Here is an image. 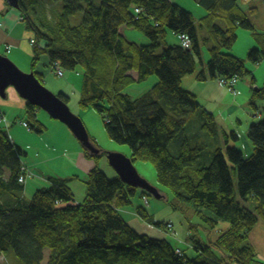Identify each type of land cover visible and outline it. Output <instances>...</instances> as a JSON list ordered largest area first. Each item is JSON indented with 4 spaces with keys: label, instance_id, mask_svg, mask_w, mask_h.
Returning a JSON list of instances; mask_svg holds the SVG:
<instances>
[{
    "label": "trees",
    "instance_id": "obj_1",
    "mask_svg": "<svg viewBox=\"0 0 264 264\" xmlns=\"http://www.w3.org/2000/svg\"><path fill=\"white\" fill-rule=\"evenodd\" d=\"M61 1V12L53 20L41 16L38 25L29 18L23 2H18V11L36 41L44 42L35 46L34 61L42 52L50 66L58 62L66 72L81 75L79 106L91 107L102 118L109 138L130 148V162L150 163L157 182L176 199L224 219L228 229L211 246L192 245L197 253L194 258L177 253L167 239L137 233L118 212L134 204L135 215L147 219L139 205V200L148 197L146 192L127 186L117 176L109 179L97 166L87 174L86 196L80 204L74 203L67 180L61 178L49 179L48 187L24 198V185L18 182L24 153L0 129V256L12 255L16 264H42L45 254L46 264H264L249 241L258 221L264 222V116L258 120L259 114L255 115L248 142L242 137L246 149L231 147L238 136L220 133L213 116L181 86L184 77L195 74L199 82L224 80L225 84L219 83L237 94L239 81L248 77L253 81L246 61L257 64L264 52L253 48L246 61L228 52L236 42L237 28L251 30L244 15L237 8H224L223 4L232 6L227 0L209 8L201 24L208 29L203 39L208 60L205 69L196 72L201 45L193 16L169 0H100L98 6L89 0ZM37 2L28 0L31 12ZM78 12H83V20L72 27L69 19ZM121 27L142 34L149 44L129 41L120 35ZM167 31L188 36L190 48L166 45ZM253 97H264V89ZM35 111L26 105L31 130L41 134L44 127ZM191 119L197 132L188 135L185 129ZM211 139L216 146L223 144L225 152L217 148L209 165H199ZM82 149L86 157L98 160L100 151L93 155ZM248 196L256 201L252 211L241 205ZM199 216L210 226L216 224L212 218ZM151 225L162 235L173 228L164 222Z\"/></svg>",
    "mask_w": 264,
    "mask_h": 264
},
{
    "label": "crops",
    "instance_id": "obj_2",
    "mask_svg": "<svg viewBox=\"0 0 264 264\" xmlns=\"http://www.w3.org/2000/svg\"><path fill=\"white\" fill-rule=\"evenodd\" d=\"M169 1L173 4L178 5L182 9L187 10L193 16L194 23L196 26L198 41L201 45V49L199 51L200 56H199V58H196V62H197L196 72L202 71L205 69V64L208 60V51H207L208 45H205V43L203 42V39L208 36V34H207L208 29L206 26L201 27L202 19L206 18L209 15V8L210 7H212V6L218 7V6L222 5L226 0H205V1L204 0H169ZM227 1H229L232 6H230L228 4H223V7L225 8L228 6L227 8H237L239 10V12L242 15H244V17L246 18V20L248 21V23L251 26V30L250 29H244V28H237V30H236V35H237L236 42L228 52H230L236 58L244 60V61H246L247 54L253 48L258 49L260 52H264V0H227ZM37 4H38V2H37ZM218 10H219V12L225 13V11L223 9H218ZM216 21L218 22V20H216ZM27 23H28V21H26V19L22 16V14L19 11L12 9L7 4L6 0H0V56L7 58L15 67L17 66L20 69L27 68V70L32 71V69H34V67H36V64L38 62V61H34V59H35L34 48L36 45L39 48L40 45L37 42L38 40L36 41L35 34L34 35L32 34L33 30L28 28ZM220 25L222 26L221 23H220ZM119 33H120V35H122L126 39H128L129 41L135 42L138 45L142 44L141 38H139L137 36V34H135L136 31H134L131 28L121 27L119 29ZM171 41H173V43H172L173 45H178L179 44L178 36L175 35L174 33H172ZM46 57H47V55H46ZM47 61H48L49 69L51 70L50 60L48 59V57H47ZM248 63L249 64L247 65V69H248V71H250V73L253 77V81L250 80V77L245 78L242 81H239L235 86V91L237 92V94L235 96H232L229 93V91L218 82V80H206L204 82H199L196 80L195 74L188 75V76L184 77V79L182 80V85H181L185 91H189L190 93L195 95L198 102L200 103V105L206 111H208V113H210L213 116L214 121L216 123V126L218 128V131L220 133H226V134L231 133V132L235 133L238 136V140H239L240 136H239V133L237 131H239L244 137L245 136L247 137V134L249 131V127H247V126L248 125L250 126L254 121H256L254 119V117H256V116L254 115L251 119H248V116L246 114L243 116V118H244L243 120L247 121L246 122L247 125L245 127L247 131H245L243 126L240 127L238 130L237 128H232L230 125H228L230 118L231 117H233L234 119L240 118L238 116L237 112L241 109L243 112L247 113L248 112L247 111L248 106H251V108L255 112L258 111V114H259L260 108L262 106H264V97H261V98H258V97L254 98L253 97L254 92H257L258 89H264V57L257 64H252L250 62H248ZM59 66H60V64H59ZM62 71H63V77H64L66 71L64 69H62ZM21 73H23V72H21ZM51 73H52V71H51ZM23 74H25V73H23ZM26 74L27 75H30V74L34 75L35 79L42 86H43V82H44L43 80L44 79L47 80L51 75L49 73L47 75H43L42 73H33V72L26 73ZM66 74H67L66 85H65L66 89H60L61 91L58 95H61L64 99H66V101L68 103L70 99L67 95V92L71 91V89L74 92L79 91V97H80L82 76L81 75L79 76L78 73H74V72H69V74H68V72H66ZM130 75L133 78H136V74L134 72H130ZM63 77H61V78H63ZM57 78H60V77H57ZM48 86H49L48 88L51 89L50 85H48ZM9 87H11V86H9ZM7 89L5 90L6 97L4 99L0 97V122H1L0 123V129L7 134L9 140L11 141V143L13 145L19 147L22 150V152L24 153V157L28 158L30 155V151L35 150V148H37V147H33L32 142L26 143V141L28 139L25 137H22V135H21L22 133L24 134V132L27 131L24 128L23 123H26L29 126V122H28V118H27V114H26V105L29 103L27 101H25L24 99L20 98V96L17 94V92L15 91L14 88H13V91H11V92L7 91ZM53 89L54 88H52L51 90H53ZM75 89H77V90L75 91ZM58 95L57 96L54 95V96L59 98L67 106L66 102H64ZM29 105L32 106L31 104H29ZM32 107L36 108L35 115L37 118V115H38L37 110H41V109L36 107V106H32ZM43 112L46 113L45 111H43ZM226 112L228 113V115L226 114ZM42 118H43V116H40L41 120H42ZM76 118H78V117H76ZM51 119H53V118H51ZM237 122L240 123L241 121H239V119H237ZM51 128H52V134L51 135L55 139L54 142H57V143L68 142L70 145L72 144L71 143V141H72L71 137L72 136L70 135L71 132L64 124H62V123L61 124H54ZM30 131H31V128L29 126V131H27V132H30ZM90 144H91V142H90ZM230 145L237 147L238 144H236L234 142H230ZM240 146H241L240 148H242V147H244L245 149L247 148V144L245 142H243V144H240ZM84 149H86V148H84ZM51 150H52V156L48 157L47 159H48V161H50L52 163L56 162V158H55L56 154L61 155V156L66 154V148L65 147L57 148L55 146H52ZM87 152H89V151L87 150ZM90 154H92V153H90ZM94 154L95 153H93V155ZM83 156L85 157V159H90V158L85 156L84 152H83ZM22 158L23 157H21L22 168L26 167L28 169V164L25 161H23ZM85 159L83 158L82 161H84ZM84 163H85L86 167L89 168L88 172L94 168L92 165L91 169H90L89 163L88 162H84ZM80 164L82 165V163H80ZM55 165L57 167L58 163H55ZM67 166H73L75 168V166L73 164H71L70 161H69V164ZM77 166L79 168H81L79 165H77ZM52 170H53V167H49V166L44 167V168H40L37 166V169L35 168V171L39 175L38 177H40L41 180L35 179L32 181H43V182H42V184L41 183L38 184L37 187H34V190L31 193V196L37 189L48 187V185L50 184L49 179L61 178V179L67 180V183H68V181H70V179H74L77 181L79 180L83 184L87 179V175H85V176L84 175H78L76 173H72L71 175H68L67 177H60V176L56 175ZM83 172L85 173V171H83ZM42 173H44L45 176H47V177L42 176L41 175ZM84 186H85V184H84ZM25 187H26V183L24 185V190H23L22 196L24 198H27L26 192H25L26 191ZM138 190L140 192L141 191L145 192L142 189H138ZM70 191H71V189H70ZM71 193H72V191H71ZM72 195H73V193H72ZM85 196H86V192H85ZM73 199H74L75 204H80L81 200L76 199L74 197V195H73ZM84 199H85V197H84ZM84 199H83V201H84ZM153 199H155V198H153ZM133 201L135 203H138L137 200L135 199V197L133 198ZM140 201L141 200H139V205L141 204V206L143 207V208L142 207L141 208L145 212L144 215H146L147 218L151 217L150 220H152L153 216L155 214L150 215L148 213V211L146 210L147 206H145L144 203L142 201L141 202ZM118 212L121 213L123 219L126 221V223L129 226H134V227H137L139 229H142L144 227L143 223L141 222L142 217H140L138 214L135 215L134 204L126 206V207H122V208L118 209ZM154 222H159V221H154ZM255 228L252 230V232L249 235V241H250L251 245L253 246V248L256 252L257 258L261 262L264 263V256L263 255L261 256V254H264L263 238L260 237V235L256 233ZM146 229L151 230L153 232H157L156 234L163 236L161 233H158V231L156 229H153L150 227H147ZM190 235H191V233H190ZM216 236L218 237L219 234L218 235L216 234ZM171 239H173L174 245L178 243V240H183L179 236L178 231L175 233V237L171 238ZM168 241L172 244L170 239H168ZM189 247H190V250H188L187 252H191L190 254H188L189 257H191L194 254V251H193L194 247L192 246V244ZM174 248L179 250L180 252H182V254H184V256H186L187 252L184 253L178 247H174ZM0 264H2V262H0Z\"/></svg>",
    "mask_w": 264,
    "mask_h": 264
},
{
    "label": "rangeland",
    "instance_id": "obj_3",
    "mask_svg": "<svg viewBox=\"0 0 264 264\" xmlns=\"http://www.w3.org/2000/svg\"><path fill=\"white\" fill-rule=\"evenodd\" d=\"M23 4L27 8L28 16L31 19V21L38 25L41 16L45 19H51L53 20V16L60 13L63 7V3L61 0H38L37 7L35 8L34 12H31L30 9L32 8L31 5H27L28 0H21ZM93 5L98 6L100 4V0H89ZM82 5L85 7L86 3L83 2ZM23 16V15H22ZM40 18V19H39ZM83 20V12H78L75 16L70 17L69 24L70 26L74 27L79 25ZM32 34L34 35V32L32 31ZM137 36L141 38L142 44L141 45H148L149 41L140 33L136 32ZM171 35L172 32L167 31L165 35V43L166 45H173V41H171ZM40 47L44 45V42L42 40L37 41ZM38 62L36 64V67L32 69V71L27 70V68L20 69L17 67L21 72L23 73H42L43 75H47L48 73L51 74L50 77L47 80H43V86L50 91L54 95H58L60 93V89H66V77L67 74L65 72V75L63 78H57L51 73V70L49 69L47 57L45 54L40 52L38 54ZM249 63L246 61V67ZM69 74V72H68ZM80 76V75H79ZM50 85V88H48ZM77 89H75L76 91ZM7 91H13L12 87H9ZM15 92V91H14ZM231 94V93H230ZM67 95L69 97V102L66 104L71 111V113L78 117L80 121L82 122L87 136L89 138V141L94 144L95 149L100 151V156L98 160L94 159H85L83 156V149L80 143L74 138V136L70 133L72 136L71 145L68 142L64 143H57L54 142L55 139L52 137V126L54 124H61L60 122L51 119L46 113H44L42 110H37V121L44 127V130L41 134H38L36 131L31 130L30 132H24L22 133V137L27 138L28 140L26 143L32 142L33 147L35 150L30 151V155L28 158L24 157L22 158L23 161H25L28 164V169L33 174V178L27 180L26 182V196L27 198L31 197V193L34 190V187H37L38 184H42L43 181H32V180H41L39 175L36 173L35 168L37 169V166L40 168L44 167H53V172L60 176V177H67L68 175H71L72 173H76L78 175H87L88 174V167H86L84 162L89 163V167L91 169V166L97 167L108 177L109 179H114L116 177V174L114 173L113 169L109 166L108 160H107V154H120L126 158L129 159L131 155V150L127 145H122L114 142L109 138L107 135V132L104 128V122L102 118L90 107L83 109L79 106V91L74 92L72 89L71 91L67 92ZM232 95V94H231ZM236 95V94H235ZM234 95V96H235ZM229 111V110H228ZM247 113L243 112L241 109L237 112L238 116L240 118H230V121L228 122V125H230L232 128H237L239 130L240 127H244L246 130V122L243 119V116L246 114L248 116V119H251L254 115H257L258 112H255L251 106L247 107ZM228 115V113L226 112ZM40 116H43L42 120L40 119ZM264 116V106L260 108L259 115H257L256 119H260ZM237 119L241 121L240 123L237 122ZM249 127V125L247 126ZM185 132L189 135L191 133L197 132V124L194 119H191L187 122ZM240 139L236 142L237 147L240 148V144H243L242 137H244L239 131ZM245 139L247 141V137L245 136ZM248 142V141H247ZM64 144V145H63ZM55 146L57 148H66V154L63 156L56 154V162L58 163L57 167L55 163H52L48 161V157L52 156V150L51 147ZM231 147H234L230 145ZM50 147V148H49ZM219 148L223 152H225L226 147L222 145L214 144L212 139L210 142H208L206 148L203 150L202 154L200 155L198 159L199 165H209L213 158V153L215 149ZM61 152V151H60ZM76 153V154H75ZM37 154V155H36ZM73 158V159H72ZM79 160H78V159ZM83 158L85 159L84 161ZM65 161V162H64ZM69 161L71 164L75 166H67L69 164ZM82 163V165L80 164ZM77 165H79L81 168H79ZM137 174L139 177H141L143 180H145L151 187H153L158 194L162 197L160 200H155L153 198L149 197V204L146 207V210L150 215H154L152 221L149 220L151 217L147 219H142L143 228L139 229L134 226H130L133 230H135L137 233L141 235H146L149 238L152 239H164L168 240L170 239L172 242L173 247H178L181 249L184 253L190 250V245H195L197 247V242H199L201 245L211 246V243L214 242V240L217 238L216 234L220 235L224 231L228 229V222L224 219H217L214 217V215L204 209H197L194 207L190 202L184 201V200H178L175 198V196L164 186L160 185L157 182L156 179V173L153 168V166L148 162H135L133 164ZM85 171V173L83 172ZM82 172V173H81ZM44 177V173L41 174ZM233 179H235L234 176H232ZM31 180V181H30ZM29 181V182H28ZM68 186L71 189L74 197L76 199H80L82 203L84 197L86 188L82 182L79 180L70 179L68 181ZM235 187V186H234ZM241 205L252 211L256 206V201L251 198V196H248L245 201H241ZM203 215L204 217L212 218L216 221L215 225L210 226L206 222H204L199 215ZM154 221L164 222L165 224L169 223L172 225V230H170V233L164 234L163 236L156 234V232H153L151 230L146 229L147 227L152 228L151 224ZM147 226V227H146ZM178 231L179 236L183 240H178V243L174 245L173 239L175 237V233ZM255 231L257 234L260 235V237L263 238V249H264V222L262 220H259ZM191 233V237H189ZM213 249V248H212ZM194 254L193 256L189 257L188 254L191 252H187L186 257L194 258L197 256V253L195 249L193 248ZM214 253H220L218 250L213 249ZM264 256V254H261V256ZM14 258L12 255H9V258L4 259L0 256V262L2 264H6L7 262L9 264H16L15 258L14 260L11 258ZM44 261L42 264H46L47 256L48 254L44 255Z\"/></svg>",
    "mask_w": 264,
    "mask_h": 264
},
{
    "label": "water",
    "instance_id": "obj_4",
    "mask_svg": "<svg viewBox=\"0 0 264 264\" xmlns=\"http://www.w3.org/2000/svg\"><path fill=\"white\" fill-rule=\"evenodd\" d=\"M14 10L19 9V0H6ZM13 87L20 98L32 106L45 111L51 118L64 124L78 142L90 153H98L89 142L81 121L72 115L68 107L56 96L47 91L34 75L21 73L7 58L0 56V97L5 98V90ZM109 166L119 180L131 188L144 190L156 200L161 199L158 192L145 180L140 178L130 160L120 154H107Z\"/></svg>",
    "mask_w": 264,
    "mask_h": 264
},
{
    "label": "built area",
    "instance_id": "obj_5",
    "mask_svg": "<svg viewBox=\"0 0 264 264\" xmlns=\"http://www.w3.org/2000/svg\"><path fill=\"white\" fill-rule=\"evenodd\" d=\"M136 12L139 13V10H136ZM178 39H179V44H180V46L183 49L188 50L190 48L191 41L188 38V36H186V35H180L178 37ZM50 68H51L52 73L55 76L60 77V78L63 77V71H62L61 67L59 66V64L57 62L52 63V65L50 66ZM219 82L221 84H225L226 83L224 80H220ZM230 92H231L232 95H235L233 90H230ZM23 126H24V128L27 131H29V126L26 123H23ZM21 170L23 172V175H21L19 177L18 182L20 184L25 185V183H26L27 180L33 178V174L26 167L21 168ZM142 202L144 203L145 206H148V204H149V197H143ZM176 252L179 253L178 250Z\"/></svg>",
    "mask_w": 264,
    "mask_h": 264
},
{
    "label": "clouds",
    "instance_id": "obj_6",
    "mask_svg": "<svg viewBox=\"0 0 264 264\" xmlns=\"http://www.w3.org/2000/svg\"><path fill=\"white\" fill-rule=\"evenodd\" d=\"M18 11V10H17ZM147 194V193H146ZM150 195H148V197H149ZM151 198H153L152 196H150ZM179 251V250H178Z\"/></svg>",
    "mask_w": 264,
    "mask_h": 264
}]
</instances>
